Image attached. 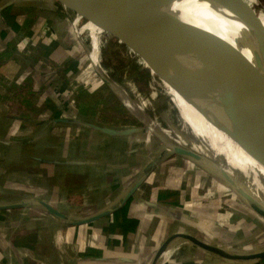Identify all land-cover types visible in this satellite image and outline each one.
Listing matches in <instances>:
<instances>
[{
	"label": "crops",
	"instance_id": "obj_1",
	"mask_svg": "<svg viewBox=\"0 0 264 264\" xmlns=\"http://www.w3.org/2000/svg\"><path fill=\"white\" fill-rule=\"evenodd\" d=\"M25 10L0 8V206L25 204L0 208V264H153L178 233L238 251L264 249V217L215 182L199 196L205 178L198 163L165 145L154 148L151 132L135 122L114 123L82 108L81 91L93 92L80 90L77 78L86 42L77 33L75 44L53 8L41 19L22 17ZM159 264L264 258L233 260L176 238Z\"/></svg>",
	"mask_w": 264,
	"mask_h": 264
},
{
	"label": "bare ground",
	"instance_id": "obj_2",
	"mask_svg": "<svg viewBox=\"0 0 264 264\" xmlns=\"http://www.w3.org/2000/svg\"><path fill=\"white\" fill-rule=\"evenodd\" d=\"M85 1L87 8L77 13V18L74 19L76 22L73 21L74 27L83 40L89 39L90 57L106 76L109 73L100 61L101 54L108 55L120 47L118 43H111L109 34L122 22L136 31L149 48V65L152 71L167 77L169 93L180 107L183 119L178 118L179 128L165 131L158 121L140 117L150 132L168 143L172 139L184 143L183 131L193 130L200 136V141H196L198 143L194 147L208 157H213L214 162L217 161L221 167H226L236 177L239 185L264 202V147L255 141L220 92L223 75L219 64L195 60L180 51L164 30L154 27L159 26L158 18L132 0ZM173 10L182 18L179 22L176 20L175 24L184 29L187 41L193 46L202 49L199 42L202 43V35L206 32L223 37L225 41L244 43V34L247 33L245 25L230 10L217 3L210 0H179L173 5ZM238 51L239 60L244 65L247 57L243 49ZM126 56L131 58L132 53L126 52ZM109 83L114 86L120 100L130 111L144 113L143 107L147 104L144 102L142 107L140 99L136 100L130 95L131 90L134 94L138 92L133 81L126 78L124 82L130 91L117 85L112 78ZM157 93L154 91L155 95ZM196 98H202V102L195 105L193 99ZM207 104L210 114L205 116L201 108L207 107Z\"/></svg>",
	"mask_w": 264,
	"mask_h": 264
},
{
	"label": "water",
	"instance_id": "obj_3",
	"mask_svg": "<svg viewBox=\"0 0 264 264\" xmlns=\"http://www.w3.org/2000/svg\"><path fill=\"white\" fill-rule=\"evenodd\" d=\"M132 1L158 18L160 22L159 26L154 27L164 30L180 51L195 60L215 62L225 68L226 74L222 77L220 92L255 141L264 147V27L261 23V13L254 4L248 0H210L230 10L237 19L245 25L247 33L244 34V43L239 41L232 43L229 40L225 41L223 37L211 35L206 32L202 35L203 49H201L197 46H193L191 42L189 43L184 29H182L179 24H175L176 20L179 22L178 20L182 19L179 13L173 10V5L179 0ZM75 3L78 12L86 10L85 0H75ZM131 20L135 21L133 19ZM110 32L123 37L127 35L129 41L142 49V53L144 57H146L148 63L151 61L149 48L144 45L142 38L136 31H133L129 25L121 22L118 27L113 28ZM243 32L241 31V33ZM237 49H243L247 57V61L244 62V65L242 61L239 60L240 55ZM157 74L164 76L162 73ZM101 78L109 83V81L102 76ZM110 85L112 86V84ZM184 94L187 96L189 95L186 92H184ZM165 144L169 153L181 155L198 164L208 165L226 183L230 190L243 199L254 211L264 217V202L255 197L246 188L239 185L236 177H234L226 167H221L216 162L206 158L199 150L186 146L184 143L171 141L170 143L165 142ZM141 182L142 181H138L127 193L123 201L124 203L133 196ZM39 203L53 215L62 219L68 218L65 213L48 202L41 200ZM24 205V203L9 204L2 205L0 208L7 209ZM108 213L109 211H104L97 215L80 219L75 223L92 222ZM176 238L186 239L198 247L233 260L248 262L258 261L264 258V249L254 252L238 251L231 247L209 244L192 234L178 233L165 242L155 257L153 264H159L161 262L162 254L170 242Z\"/></svg>",
	"mask_w": 264,
	"mask_h": 264
},
{
	"label": "rangeland",
	"instance_id": "obj_4",
	"mask_svg": "<svg viewBox=\"0 0 264 264\" xmlns=\"http://www.w3.org/2000/svg\"><path fill=\"white\" fill-rule=\"evenodd\" d=\"M248 1L253 3L259 12L263 11L262 4H264V0H262L263 3H261L260 0ZM38 4L42 5V7H45L46 10L36 9V7H39ZM0 8H16L20 10L26 9L24 13L22 12V17H28L26 15L24 16V14L32 13L33 15H37V19H41V16L43 15L48 16V11L53 8L54 10L51 11L55 13L57 18L59 17L61 20L67 21L72 34V40L75 41V44L80 41L77 30L75 27H73L74 22H76V15L78 13V11L76 10L75 0H0ZM261 18L264 21V13L261 14ZM85 20L86 17L83 18V21ZM122 37L123 36L110 32L109 39L111 43H118L120 47L116 50H113L112 53L108 55L101 54L100 61L108 70L109 76H106L104 74V71H102L97 65H95L94 61L90 57V41L88 38L84 39V41L86 42L85 44L87 45V51H89V53L87 52L83 56L85 67L80 68L79 76H77V78H79V81L82 80V82H80V90L85 85H88L89 89L93 87V92H90L87 95L82 90L78 99L79 104L81 103V107L84 109L87 108L89 110H93L94 112H98L97 114L99 115V117L104 120H109L118 124L135 122L136 125L143 127L147 133L148 131H150L149 127L143 121H141L140 117L158 121L160 127L165 131H169L172 128H179L177 121L178 118L182 117V112L176 100L174 99V96L169 93L168 87L166 85L168 81L164 76H160L152 71V68L150 67L146 57H144L142 49L140 47L135 46L134 43L129 41L127 35L123 38ZM199 44L203 49L201 41L199 42ZM126 52H131L132 57L128 58L126 56ZM135 53L138 55H136ZM140 55H142V57ZM219 68L221 74L224 76L226 74L225 68L220 65ZM100 75L107 81L112 78L117 85L124 86L127 91H130L131 89L128 85H125V79L128 78L133 81L138 92L134 94L131 90L130 95L136 100L140 99L139 104H141L142 107V104H144V102L145 104H147L145 107H143L144 113L140 111L138 113L130 111L128 107L125 106L120 100L118 94L114 89V86L112 87L109 83L103 80ZM73 83V85L78 86V81H73ZM154 91L158 93L155 95ZM193 101L196 105L199 101L202 102V98H196L193 99ZM201 111L205 116H208L210 114L208 104L207 107L203 106L201 108ZM216 125L218 126L219 124ZM218 128L223 132H226L224 129H221L220 126H218ZM192 131H183V137L185 140L184 144L186 146L199 150V152L205 155L206 158L214 162L215 159L213 157H208V155H206L203 151L194 147L200 141V136ZM148 135L152 137L154 148H161L163 145H165V141H163L159 135L152 132ZM172 140L175 141L174 139ZM197 168H199L200 171L203 172V174L202 172H200L201 176L203 175V179L205 178L207 180L204 181V179L202 180V182H200V188L198 191L199 196L205 194L207 192V187H212V183L214 182L216 183V185H224L227 189H229L226 183L208 165L199 164ZM203 181L206 185L203 184ZM228 191H231V194H234L232 190ZM233 249L239 250L237 248Z\"/></svg>",
	"mask_w": 264,
	"mask_h": 264
},
{
	"label": "trees",
	"instance_id": "obj_5",
	"mask_svg": "<svg viewBox=\"0 0 264 264\" xmlns=\"http://www.w3.org/2000/svg\"><path fill=\"white\" fill-rule=\"evenodd\" d=\"M9 11H10V10H8V9L5 11L7 15L9 14V13H8Z\"/></svg>",
	"mask_w": 264,
	"mask_h": 264
},
{
	"label": "built area",
	"instance_id": "obj_6",
	"mask_svg": "<svg viewBox=\"0 0 264 264\" xmlns=\"http://www.w3.org/2000/svg\"><path fill=\"white\" fill-rule=\"evenodd\" d=\"M261 13V12H260ZM73 27H74V24H73ZM88 53H89V51H88ZM81 82H82V80H80ZM229 247V246H228Z\"/></svg>",
	"mask_w": 264,
	"mask_h": 264
}]
</instances>
